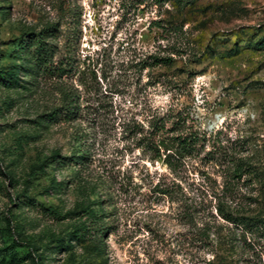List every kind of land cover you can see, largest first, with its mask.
<instances>
[{"label":"rangeland","instance_id":"1","mask_svg":"<svg viewBox=\"0 0 264 264\" xmlns=\"http://www.w3.org/2000/svg\"><path fill=\"white\" fill-rule=\"evenodd\" d=\"M0 264H264V0H0Z\"/></svg>","mask_w":264,"mask_h":264},{"label":"trees","instance_id":"2","mask_svg":"<svg viewBox=\"0 0 264 264\" xmlns=\"http://www.w3.org/2000/svg\"><path fill=\"white\" fill-rule=\"evenodd\" d=\"M37 50L39 54H43V52H45L41 45L40 48H37ZM171 61L172 60L170 58L155 57L153 59V66H168ZM17 71V67H14L11 70V77L7 82L10 86H14L17 84V81L14 80L12 77L16 75ZM53 116V114H50L45 117H47V120H51ZM149 128V138L146 139L145 146L155 152L156 158L161 159V157L164 156L163 162L167 166L172 165L171 159L173 158V155H178L182 157V155L190 153V150L193 149V146L195 145V140H192L190 137L169 138L168 136H166L167 130L162 119H155L151 121L149 124ZM161 150H163L162 154H160ZM234 171H236L238 173V176H240L241 173L244 171V167L241 164H236ZM237 173L234 175L236 176ZM224 218H226V220L228 221L234 220L233 218H231V216H228V214H226Z\"/></svg>","mask_w":264,"mask_h":264}]
</instances>
